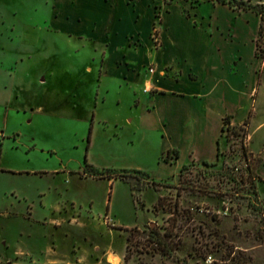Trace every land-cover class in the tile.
<instances>
[{
  "label": "rangeland",
  "instance_id": "rangeland-1",
  "mask_svg": "<svg viewBox=\"0 0 264 264\" xmlns=\"http://www.w3.org/2000/svg\"><path fill=\"white\" fill-rule=\"evenodd\" d=\"M155 1L160 0L140 1L135 24L123 0H0V264H264V181L257 174L260 164L264 176V61L254 55L258 17L219 16L232 33L218 31L208 43L180 28L181 2L161 23L163 11H156V19ZM94 13L103 36L117 28L111 35L115 49L133 51L128 39L140 38L141 50L131 56L143 62V71L203 50L206 79L223 74L242 89L229 88L231 99L218 101L213 99L224 84L217 85L207 125L215 130L225 111L240 122L254 106L250 130L225 126L217 162H192L182 175L166 178L171 169L163 155L169 143L140 121L150 99L143 80L129 85L113 74L100 76L106 47L87 35ZM182 39L187 44L182 46ZM261 45L264 49V38ZM108 51L106 56H113ZM258 75L263 88L252 102L247 96ZM135 91L141 95L138 107ZM201 147L214 157L210 138ZM86 161L99 171L149 175L96 179L85 174ZM135 228L141 232L128 251L127 237ZM152 229L173 231L179 249L171 257L144 248Z\"/></svg>",
  "mask_w": 264,
  "mask_h": 264
},
{
  "label": "crops",
  "instance_id": "crops-1",
  "mask_svg": "<svg viewBox=\"0 0 264 264\" xmlns=\"http://www.w3.org/2000/svg\"><path fill=\"white\" fill-rule=\"evenodd\" d=\"M113 1L115 0H109V2L112 3ZM123 1H125L132 9V20L135 24H138L141 18L138 4L141 0ZM106 2H108V0H106ZM176 2L182 3L179 20L180 28L182 30H191L195 34H198V36L200 34L208 43L211 42L214 34L218 31H221L222 34L227 33L228 35H231L232 28L228 27L226 29L218 19L219 16L227 13L249 12L251 16L254 15L255 18L258 17L256 32L258 36L261 23L260 16L252 11L233 9L228 5L209 0H203L196 5L191 3L190 0H168V2H166V0H160L159 2L155 1L153 3L155 18L157 19L156 11L162 10V23L166 16L172 12ZM164 5L170 7L165 9ZM89 15V13L83 14L82 17L86 19ZM92 16H94V21L90 25L91 29L87 34L88 39L95 43H103L106 47L103 53V59L101 60V70L99 71L100 76L102 77L104 74H113L117 76L118 80L125 81L129 85L143 80V90L145 91L146 88H151V91L145 94H150V99L145 107V112L140 116V121L142 125H147L148 127H152L163 133V138L169 143L168 149L164 152V155L171 151L173 152L172 155L174 158L170 162H166L163 155L164 166L167 169H171V172L166 174V178L178 176L182 168L192 162L211 164L219 160L220 156H218V153L219 148H223L222 133L223 128L225 127L224 119L226 117H230L229 125L231 126L244 125L245 121L249 119V125L247 127L250 130L252 118L255 113L254 106L249 110L248 115L240 122L235 121V116L230 111H225L221 116L220 125L215 128V130L210 129L209 125H207L208 115L211 112L212 107V105L209 104L211 102V94L213 91L215 92L217 90V85L220 86L221 84H224L221 93L213 99L218 101H227L228 98L231 99V93L233 91H230L229 88L239 91V93H242V89L232 85L231 81L223 74L218 75L216 73H211L209 74L210 78L206 79L204 75L206 70V58L203 50L196 48L188 51V53L186 52L179 56L175 55L176 57H174V59L166 63L155 64V73L152 74L149 71L150 66L148 71H143V62L136 61L131 56L133 51L141 50L142 44L138 36L136 38L131 37L127 41V47L132 48L133 51L129 49L128 52H125L120 51V49L117 48L115 49L111 41V35L113 33L112 31H115L117 28L113 25L110 30L106 29V35L103 36L99 33V30H97L98 24L96 23V20L99 19V15L94 13ZM80 22L82 23L81 19ZM81 27L86 28L84 25ZM81 31L83 30L81 29ZM257 36L255 37L254 55L256 52ZM133 40L138 41L139 46L133 47L131 45ZM180 43L182 46L187 44L184 39L180 40ZM162 47H164L163 44ZM108 50L113 52V56H106L109 52ZM237 63L238 59L234 60L235 66ZM148 65H150V63ZM209 70L213 71L212 68ZM226 81L229 86L226 84ZM262 88V76L258 75L256 87L251 89L247 97L249 99L251 98L252 102H254L259 98ZM227 89L230 91L229 94ZM255 92L256 96L254 95ZM134 95L139 97V99L136 100V106L138 107L142 102L140 98L141 95L137 91H135ZM203 100H207V103L194 104L196 101L201 102ZM134 121L135 119L129 117L128 122L133 123ZM195 127L198 128V130L203 129L204 132L196 133ZM207 129H210L211 131L208 132ZM205 131L208 133L206 134ZM249 137L251 139L250 132ZM209 138L213 143L214 157L211 156L210 152L207 150L205 151L203 147H201V149L198 148L200 143L202 144L204 140ZM251 152L254 153L255 156H259V154L253 150L252 146ZM0 171L2 170L0 169ZM257 174L259 179L264 181L260 164L257 168ZM4 243H6V245L8 244L7 242ZM7 248L8 246H6V249ZM7 263L17 264L16 262L9 260H7Z\"/></svg>",
  "mask_w": 264,
  "mask_h": 264
},
{
  "label": "trees",
  "instance_id": "trees-1",
  "mask_svg": "<svg viewBox=\"0 0 264 264\" xmlns=\"http://www.w3.org/2000/svg\"><path fill=\"white\" fill-rule=\"evenodd\" d=\"M216 3L228 5L233 9H243L246 11H252L253 13L260 16L261 23L260 28L258 31V36L256 40V52L255 55L258 59H261L264 61V49H262L261 41L264 38V0H257V2L254 3V0H209ZM157 18L160 19V16L157 15ZM161 21V20H160ZM155 29V27L153 28ZM156 31V30H155ZM230 117H226L224 119V126H230ZM249 125V119L245 121L244 126L247 127ZM224 132V128H223ZM221 154V149L219 148L218 156ZM174 158L173 155H171V151H169L165 156V161L170 162ZM203 164H209V163H203ZM184 166L182 170L180 171V175H182ZM85 174H89L90 177L96 178V179H105L106 176L109 178L110 181L113 179L121 178L128 180L129 174L139 175L142 176H148L149 174L147 172L141 171V170H124L120 172H111L110 170L106 171H99L98 169L94 168L92 165H89L86 161L85 163ZM250 174H253V169H251ZM144 179V178H143ZM145 180V179H144ZM115 227V226H114ZM123 229V228H119ZM140 230L135 228L131 229L130 235L127 237V243H128V251H129V245L131 242L135 239L136 234H140ZM175 234L173 231L166 229L164 233H160L157 229H152L149 232V239L143 244L144 248H148L149 250H152L154 254H159L167 257H171L173 253L179 249L178 244L174 241ZM211 253V252H210ZM208 255H202V257L205 259ZM128 258L125 257V261L127 262ZM234 260V257L232 258Z\"/></svg>",
  "mask_w": 264,
  "mask_h": 264
},
{
  "label": "built area",
  "instance_id": "built-area-1",
  "mask_svg": "<svg viewBox=\"0 0 264 264\" xmlns=\"http://www.w3.org/2000/svg\"><path fill=\"white\" fill-rule=\"evenodd\" d=\"M149 71H150V73L153 74V73H155V68H150ZM150 91H151V88H146L145 89V92H150ZM236 171H238V169H236Z\"/></svg>",
  "mask_w": 264,
  "mask_h": 264
}]
</instances>
